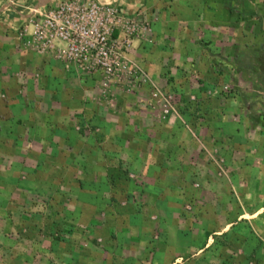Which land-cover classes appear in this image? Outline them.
<instances>
[{
    "label": "crops",
    "instance_id": "0c3cea01",
    "mask_svg": "<svg viewBox=\"0 0 264 264\" xmlns=\"http://www.w3.org/2000/svg\"><path fill=\"white\" fill-rule=\"evenodd\" d=\"M36 2L0 0L1 261L264 264V0H119L149 81L115 98L33 47Z\"/></svg>",
    "mask_w": 264,
    "mask_h": 264
},
{
    "label": "built area",
    "instance_id": "2783aa9c",
    "mask_svg": "<svg viewBox=\"0 0 264 264\" xmlns=\"http://www.w3.org/2000/svg\"><path fill=\"white\" fill-rule=\"evenodd\" d=\"M118 1L59 0L50 7L33 5L29 8L33 47L40 51L56 50L58 60L66 68L79 75L98 77L105 91L119 83L130 88L145 84L148 75L126 58L129 37H114L116 29L128 33L129 21L118 8ZM154 90L155 97L163 100V113L177 114L173 96Z\"/></svg>",
    "mask_w": 264,
    "mask_h": 264
},
{
    "label": "rangeland",
    "instance_id": "374dc122",
    "mask_svg": "<svg viewBox=\"0 0 264 264\" xmlns=\"http://www.w3.org/2000/svg\"><path fill=\"white\" fill-rule=\"evenodd\" d=\"M36 4H37V2H36ZM121 35V33H120V29H116L115 30V33H114V37H118V36H120ZM139 83H138V85H136L134 88H130L128 85H124V84H114L113 86H112V88L110 89V88H108L107 89V92L111 95V98H115L116 97V95H117V93L118 92H126V93H128V94H133L134 92H136V91H138L139 90ZM163 92H165L166 94H168V95H171V96H173V103L175 104V107H176V105H177V103H178V101H177V98L175 97V95L173 94V93H171V92H169V91H166V90H162ZM108 93H106V94H108ZM110 95H108V96H110ZM157 106H158V108H160V110L162 111V113H163V100L162 99H158V103H157ZM177 108V107H176ZM164 114V113H163ZM173 115H175V114H173ZM172 115H165L164 114V117H165V119L166 118H168V117H171ZM219 169H221V168H219ZM221 171V170H220ZM189 210V209H188ZM217 237H219V238H223V236H217ZM219 240H221V239H219ZM22 248L21 249H24L25 247H27V246H25V245H22L21 246ZM10 249H12V248H10ZM19 250V249H18ZM1 257H3V256H1ZM7 258V257H6ZM6 258H4L5 260H4V262L3 261H1L2 260V258L0 259V264H7L9 261H10V258L8 259H6Z\"/></svg>",
    "mask_w": 264,
    "mask_h": 264
},
{
    "label": "water",
    "instance_id": "95a60500",
    "mask_svg": "<svg viewBox=\"0 0 264 264\" xmlns=\"http://www.w3.org/2000/svg\"><path fill=\"white\" fill-rule=\"evenodd\" d=\"M51 0H39L38 4L36 5L37 8L45 7Z\"/></svg>",
    "mask_w": 264,
    "mask_h": 264
}]
</instances>
